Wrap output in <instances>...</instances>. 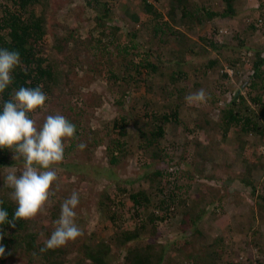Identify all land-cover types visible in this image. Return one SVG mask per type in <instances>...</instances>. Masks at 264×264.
<instances>
[{
    "label": "rangeland",
    "instance_id": "374dc122",
    "mask_svg": "<svg viewBox=\"0 0 264 264\" xmlns=\"http://www.w3.org/2000/svg\"><path fill=\"white\" fill-rule=\"evenodd\" d=\"M88 1L47 0L45 6L38 2L30 7L35 10L37 16L41 14L45 16L44 25L47 33L44 37L40 56L45 59V63L52 61L58 63L59 69H66L67 78L69 77L77 84L76 89L71 92L67 85L62 87L61 90H54L50 94L46 105L42 108L43 110L33 113L32 119L36 120L37 125L41 124L40 121L43 122L46 116L57 113L64 115L76 125V138L72 139L74 147L67 149L68 160L62 162L71 163L72 166L70 170L60 164L52 166L58 175V179L51 189L54 195L50 196L49 202L45 205V212L32 219L33 226L40 228L42 232V229H49L51 233L55 227L53 222L59 218L61 203L75 191L78 193L80 200L75 210L77 213L75 223L82 230L83 235L66 244L70 245V248L63 256H60L61 261L64 263L69 262V264H72L76 259L83 257V250L87 243L94 246L101 241L111 245L108 264H121L123 255L129 247H141L152 243L165 244V259L169 260L170 264H188L190 257H194L195 261H200L208 254L206 252L210 251H213L211 253L216 255L215 263L217 264H254L255 261L264 263V210L259 212V207L256 205V203H262L258 195L264 196V144L257 140L256 135L248 134L244 138L248 143L254 141V138L257 141H255V145L250 144L247 147L244 155L240 148H234L233 143H231L233 130H229V136L224 138L222 131L217 126L212 127L213 130L204 129L200 131L197 129L198 131L194 135L191 133L193 140L195 136L196 141L202 144L203 147H208V150L211 151H208V156L202 158V160L196 158V162L189 167L191 170L189 173H185V175H191V179H187L189 187L185 192L182 191V194L180 192L181 197L188 198V201L194 199L196 202L209 201L212 202L211 205L214 204L210 205L211 208L207 206L204 220L198 224L200 233H193L192 235L190 227H186L184 230L181 229L184 210L174 209L172 214L165 219L159 218L155 222L146 219L145 231L141 233L138 240L130 241L123 246L117 245L116 235L122 231L131 230L137 225L136 218L129 214L126 207L123 215L118 218L117 224H111L105 215V210L98 204L100 197L115 193L114 185H111L113 183L104 176L99 175L100 173L98 174L99 171L105 170L104 167H107L105 147L108 141H112L114 120L130 110L132 114L140 115L139 124L143 125L147 118L144 116L145 120L142 121L141 114L144 115L145 111H154L157 115H161L162 112L169 111L170 106L168 105L176 103L177 94L170 95V84L163 92L161 85L164 86L165 83L161 82L158 88L153 85L152 91L147 90L146 85L142 83L138 90H132L131 101L128 102L127 99L123 101L124 97L118 95L119 92L123 91L121 86H118V83L114 81L106 80L108 64L114 63L113 58H110L108 63L92 64L93 70H90L88 63L85 62L88 55L80 50V47H82L80 43L86 42V39L99 38L106 43L109 41L108 27L114 25L118 26L120 32H122L119 38H124L127 31L136 28L138 30V40L143 42L144 39L146 40L147 35L145 33L146 27H143L142 24L148 16L142 10L141 0H108L110 12L109 16L104 18L105 23L102 26L97 19L103 16L102 6L96 5L92 0H90V3ZM149 1L161 13L162 20L169 22L174 31L177 32L167 33L165 42L154 45L155 49H158L159 45V47L166 48L167 54L172 52L178 54L182 50L181 46L184 42V35H186L194 42L188 44H191L189 47L193 51L188 53L187 56V59L191 61V67L196 64L199 66V63H205L209 56L219 58L220 68L217 66L215 72L213 71L212 74L206 76V78L211 79L207 82L202 81L201 70H199L201 68L196 70L190 67V85L192 87L190 93L201 88L209 93L212 80L223 78V74L226 73L225 68H230L233 70V74L232 77L226 76L228 80L225 83L229 85L231 91L234 92L240 88L248 100L251 99L250 97H257L256 93L259 90L252 89L248 92L249 90L241 87V79H243L245 73L244 66L235 65L234 68L229 63L237 55L244 56V52L247 50H250L249 53L259 50L264 55V7H261V1L264 0H236L235 6L239 12L234 17L214 16L211 19L204 18L202 21L193 23L190 28H187V25L181 20V11L176 0ZM189 1L192 3V9L200 8V12H198L201 14L204 13L202 8L221 12L225 7L222 0ZM30 8L27 7V10ZM170 11L172 12L171 17L169 16ZM131 14H136L139 17L137 22L130 20L129 16ZM258 18L262 19L261 25L255 26L254 30L251 29L249 24L253 25ZM57 37L73 38L62 53L57 52L54 46ZM201 37L216 40L218 45L224 40L228 42L226 46L213 51L209 44L201 43L203 41V39H200ZM75 39L80 42H74ZM113 44L115 43L113 42ZM201 47L205 48V53H202L204 51ZM109 49L113 50V46L110 45ZM64 56H72V64L69 69L62 62ZM91 58L92 62L97 61V57L93 53ZM78 59L81 63L80 61L77 62ZM167 59L172 63L174 62L171 58ZM235 69H239V72H234ZM165 78L167 79V76ZM63 79L65 77L62 74ZM61 83H64V81H61ZM201 83L202 87L198 88ZM184 84V81H181L176 82L174 85L178 90L180 89L181 93ZM260 94L262 101L257 102L262 105L257 104L264 107V90ZM168 95H170L169 98L166 97ZM225 95L227 96V93ZM118 98H120L121 103H117L116 99ZM250 101L258 110V105L253 104V100ZM145 102L147 105H145ZM183 105L179 111V118L183 119V123L178 124V126L173 122L168 123L164 137L157 142L160 148H167L175 144L174 153L171 154L173 158L165 157L167 165L166 162H161L158 165L168 169V171L173 170V166H176L177 169L174 167L177 171L174 172L176 173L175 176H179L178 172L182 174L184 172V163L178 162L177 158L180 156L179 152L181 151L179 146L183 145L182 136L186 132L184 130L185 126L192 129L196 124L194 121H196L198 114L202 112L201 110L207 111V117L214 121H217L219 117L218 111L213 108L212 104L211 106L208 104L204 106L202 103L188 104L185 102ZM131 107L134 108L130 109ZM92 132H96V134H92ZM134 132V122L130 121L126 127V134L132 138ZM94 137L97 140L99 139L96 147H92V143H90L94 141ZM124 139V137H121V140ZM128 139L131 140L129 137ZM81 142L86 145L83 150L78 147ZM182 152L186 153L183 149ZM190 152L189 145L188 153L184 156L188 157ZM141 157L143 159L142 151H138L116 165L115 170L118 179L125 180L136 177L137 172L140 170L139 161ZM191 157L193 158V156ZM170 162H173V164H170ZM246 166H252L250 172L252 186L243 185L239 181V176H242L241 174L244 173ZM9 167L18 170L16 173L18 177L22 174L19 171L23 170V164L14 163L0 167V184L3 182L4 186V176ZM185 182V179L179 180V183L184 184ZM154 186H158V183H154ZM147 187L148 183L144 180L141 182L136 181L129 187L126 186L128 192L129 189L136 191L139 188L146 189ZM252 187L255 188L254 194H252ZM164 188V193L168 194L172 188V183L166 184ZM241 197L244 202L239 199ZM123 201H127V195L117 194L116 203H122ZM114 206L116 209L120 207L118 204ZM251 206L253 208L250 209ZM151 210V207L144 210L142 216L146 217ZM158 212L161 211L158 209ZM54 215L57 217H54ZM181 230L184 231L182 232L185 235L191 234V236L188 238L181 236ZM44 238V233H42L38 241H42ZM4 258L2 264H38L37 262L29 263L28 257L18 251L12 256L7 255ZM87 261L85 260V263Z\"/></svg>",
    "mask_w": 264,
    "mask_h": 264
},
{
    "label": "trees",
    "instance_id": "16d2710c",
    "mask_svg": "<svg viewBox=\"0 0 264 264\" xmlns=\"http://www.w3.org/2000/svg\"><path fill=\"white\" fill-rule=\"evenodd\" d=\"M222 1L225 3L223 11L218 12L202 8L204 13L201 14L199 13L200 8L197 7L192 9V3L189 0H176L181 11V20L187 25V28H190L196 21H202L204 18L211 19L214 16L231 18L238 14L239 11L235 6L236 0ZM38 2H41V4L45 6L47 0H0V48L18 51L21 58V65L15 68L12 73L14 77L13 83L5 89L4 93L0 94V110H2L3 102L9 100L14 90H18L20 87L35 88L41 85L42 91L48 98H50V94H52L54 90H61L62 87L66 85L69 86L70 92L74 91L77 87V84L72 79H69V77L67 78L68 73L66 69H59L58 63L52 61L45 63V59L40 56L44 37L47 33L44 25L45 16L43 14L37 16L35 10L30 8ZM88 2L90 3V0ZM92 2L103 8V16L97 18L99 23L103 26L105 23L104 18H107L110 12L108 0H92ZM141 3L142 10L148 16L146 21L142 24L143 27H146L145 33L147 35L146 40L144 39L143 42L138 40V30L136 28L127 31L124 34V38H119L122 32H120L118 26L114 25L108 27L109 41L106 43L102 42L101 38L86 39V42L80 43L82 44L80 50L88 55V59L85 62L88 63L90 70H93L92 64L108 63V60L113 58L114 63L108 64L109 67L107 69L106 80L114 81L118 83V86H121L123 91H118V95L124 97L123 101L125 99H127L126 101L128 102L131 101L132 90H138L142 83L146 85L147 90L153 89V85L158 88L161 82L165 83L164 86L161 85L163 92L170 84V95L173 93L177 94L176 103L168 105L170 106L169 111L162 112L161 115H157L154 111H145L144 115L141 114L142 121L147 118L143 125L139 124L140 115L132 114L130 110H127L124 115L114 120L113 136L111 137L112 141H108L105 147L107 167H104L105 170L99 171L98 174L100 173L99 175L104 176L113 183L111 185H114L115 193L100 197L98 204L105 210V215L111 224H117L118 218L123 215L126 207L129 214L133 218H136L137 225L131 230L122 231L116 235V243L118 246H123L130 241L138 240L141 237V233L145 231L147 220L155 222L159 218L165 219L172 214L174 209L184 210L181 219V229L184 230L186 227H190L192 230L190 233L192 235L193 233H200L198 224L204 220V215L208 208L207 206L210 207L212 202H196L194 199L188 201V198H182L180 195V192L182 194V191L185 192L187 187H189V181H187V179L190 180L191 175H185V173H189L191 170L189 167L196 162V158H201L202 160V158L208 156L207 152L211 151L208 150V147H203L202 144L196 141L197 139L195 136L194 140L193 137L191 138V135H194L196 131H198L197 129L200 131L204 129L213 130V128L217 126L222 131V136L224 138L229 136V130H233L231 143H233L234 148H240L244 155L250 144H256L255 141L259 140L264 144V107L259 106L262 104L257 102L259 100L262 101L260 92L264 90V55H262V52L259 50H254L252 53H249L250 50H247L244 52V56L237 55L229 65L232 67L234 66V68L235 65L244 66L245 73L243 79H241V87L245 90H249L248 92L252 89L259 90L256 93L257 97H250V100H253V104H259L258 110L255 109V106L247 99V96L241 92L240 88L234 92L231 91L229 85L225 83L228 77H226L227 74L224 73V79L219 78L212 80L209 86L210 91L207 93L209 99L206 103H202L204 106L207 104L210 106L211 104L213 105V108L216 109L219 114L217 121L207 117V111L204 112V110H201L202 112L198 114L196 121H194L196 124H194L193 128L189 129L187 126L184 128L186 132L182 136L183 145L179 146L181 151L179 152L180 156L177 158L178 162L184 163L183 174L178 172L179 176H175L176 173L174 172L177 169L176 166H173V170L170 171L158 166L161 162H166L165 164L167 165L166 158H173L171 154L174 153L175 144H172L174 147L171 145L167 148H160L157 142L164 137L168 123L173 122L177 126L183 123V119L181 120L179 118V111L186 102L185 96L191 92L190 90L192 88L190 85L191 61L187 59V56L188 53H192L193 51L191 47H189L191 44H188L194 42L190 37L184 35V42L181 46L182 50L178 54L175 52L167 54L166 48L162 46L159 47V45L158 49H155L154 45L165 42L167 33L173 34L177 32L174 31L169 22L162 20L161 13L156 9L153 3L149 0H141ZM261 5V7H264V1H261ZM27 7L30 9L27 10ZM171 13L170 11V17L172 15ZM129 18L133 22H137L139 17L136 14H131ZM249 26L254 30L257 25L255 22L253 25L249 24ZM72 39V37H57L54 45L56 51L62 53ZM200 39H203V41H201L202 44H209L213 51L218 50L222 46H226L228 42L224 40L218 45L216 40L205 39L204 37ZM75 41L76 43L80 42L76 39L74 42ZM113 42L115 44H113ZM195 44L197 45V43ZM110 45L113 46V50L109 49ZM184 48L187 49L183 50ZM201 49L204 51L202 53L206 52L205 48L201 47ZM92 53L97 57V61L95 62H92ZM167 58L173 59L174 62L172 63ZM218 59V57L209 56L205 63H199V66H197V64L193 65L191 68L196 70L201 68L199 70H201L202 81L207 82L211 79L208 77L206 78V76L212 74L213 71L215 72L217 66L220 65ZM79 61L80 59H78L77 62ZM62 62L66 65L65 67L69 69L72 64V56H64ZM218 68H220V66ZM238 70L239 69H235L234 72L238 73ZM62 74L65 77L63 80ZM165 76H167V79ZM163 78H165V80H163ZM61 81H64V83H61ZM181 81H184L185 84L180 93V89L178 90L174 84ZM201 87L202 83L198 88ZM226 93L227 96L225 95ZM170 95L166 97L169 98ZM47 100L45 101V105ZM165 100L167 101V99ZM116 101L117 103H121L120 98L116 99ZM145 105H147L146 102ZM133 108L134 107H131L130 109ZM42 110L43 109H37L34 113L41 112ZM28 115L29 118H33V113H29ZM130 121L134 122L135 132L132 134L133 140L126 134V127ZM40 123L41 124L37 125L38 127L42 125L43 122L40 121ZM147 127L150 128L147 129ZM93 133L96 134V132H92V134ZM248 134H254L258 139L255 140L254 138V141L252 140L248 143L244 139ZM121 137L125 139L121 140ZM128 137L131 140H129ZM98 142L99 139L97 140L94 137V141L90 143H92V147H96ZM64 144L65 151L63 160H68L67 149L74 147L73 141L72 139H65ZM189 145L191 152L187 157L184 155L188 153ZM182 149L186 151V153H183ZM138 151H142L143 159L142 157L140 158V170L137 172L136 177L125 180L118 179L115 170L116 165L122 163L126 157ZM14 155L15 153L11 149L0 148V167L14 163L19 165L24 163L22 158L14 160ZM191 156H193V158ZM62 162L59 164L70 170L72 166L71 163ZM170 164H173V162H170ZM174 167H176V169H174ZM251 169L252 166H246L244 173L241 174L242 176H239V181L243 185H253L250 179ZM182 179L186 180L184 184L179 183V180ZM143 180L148 183L146 189L139 188L136 191H131L129 189L128 192L126 186L129 187V185L131 186L134 182H141ZM154 183H158V186H154ZM170 183H172V188L169 190L168 194H166L164 193V187L166 184ZM10 191L12 190L4 186L3 182L0 184V201H2L0 207L8 211V218L11 221L15 211V204L9 199L8 193ZM254 192L255 188L252 187V194H254ZM117 194L127 195V201L116 203ZM258 198L262 203H256L257 199L255 203L259 207V212H261L264 210V207H262L264 206V196L258 195ZM117 204L120 206L118 209L114 206ZM149 207L152 208L150 213L146 217L142 216L144 210ZM158 209L161 212H158ZM54 217L57 216L54 215ZM33 223L31 219L16 220L13 223L0 224V247L4 248L3 255H0V264L3 263L5 256H12L17 251L26 255L29 263L69 264V262H62L60 256H63L67 250H69L70 245L48 250L43 253L40 252V249L44 247V243L51 233L49 229H42V232L40 228L34 227ZM183 230H181V232ZM183 232L180 233L181 236H185V238L191 236V234L185 235ZM42 233H44L45 238L42 241H38ZM110 251L111 245L105 241H101L94 246L87 243L83 250V257L76 259L72 264H108ZM165 251V244L162 245L161 243L146 244L141 247H129L123 255L121 264H170L169 260L165 259ZM211 252L213 251L206 252L208 254L200 261H195L194 257H190L188 264H217L215 263L216 255ZM85 260L88 261L85 263Z\"/></svg>",
    "mask_w": 264,
    "mask_h": 264
},
{
    "label": "clouds",
    "instance_id": "9594fccd",
    "mask_svg": "<svg viewBox=\"0 0 264 264\" xmlns=\"http://www.w3.org/2000/svg\"><path fill=\"white\" fill-rule=\"evenodd\" d=\"M20 65L18 51L0 48V94L13 83L12 73ZM47 99L42 86L38 85L35 88L20 87L14 90L9 100L3 102L0 110V148L11 149L15 153L13 159L22 158L24 163L19 177L16 168H7L4 183L12 190L8 196L15 204V211L10 221L8 211L0 207V224L31 220L45 212V205L54 195L52 186L58 179L52 166L64 159V140L76 138V125L62 114L46 116L39 127L36 120L29 118V113L44 108ZM208 99L203 88L185 96L188 104L206 103ZM78 147L83 150L86 145L81 142ZM79 202L75 191L63 200L59 218L53 222L54 230L40 249L41 253L65 246L83 235L75 223ZM3 253L4 248L0 247V255Z\"/></svg>",
    "mask_w": 264,
    "mask_h": 264
},
{
    "label": "built area",
    "instance_id": "2783aa9c",
    "mask_svg": "<svg viewBox=\"0 0 264 264\" xmlns=\"http://www.w3.org/2000/svg\"><path fill=\"white\" fill-rule=\"evenodd\" d=\"M261 23H262V19H261V18H258V19L256 20V25H261ZM225 72L227 73V75H228L229 77H232V74H233V70H232V69H230V68H225ZM254 264H261V263H257V262L255 261Z\"/></svg>",
    "mask_w": 264,
    "mask_h": 264
},
{
    "label": "crops",
    "instance_id": "0c3cea01",
    "mask_svg": "<svg viewBox=\"0 0 264 264\" xmlns=\"http://www.w3.org/2000/svg\"><path fill=\"white\" fill-rule=\"evenodd\" d=\"M241 201H243L244 202V199L241 197V198H239ZM250 209L251 208H253V206H251V207H249ZM255 212H258V211H255Z\"/></svg>",
    "mask_w": 264,
    "mask_h": 264
}]
</instances>
